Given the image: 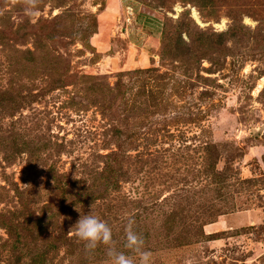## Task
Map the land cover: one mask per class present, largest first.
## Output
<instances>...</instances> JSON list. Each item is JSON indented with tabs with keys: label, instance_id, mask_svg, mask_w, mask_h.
<instances>
[{
	"label": "rangeland",
	"instance_id": "1",
	"mask_svg": "<svg viewBox=\"0 0 264 264\" xmlns=\"http://www.w3.org/2000/svg\"><path fill=\"white\" fill-rule=\"evenodd\" d=\"M197 2L0 0V264H110L85 213L152 264H264V0Z\"/></svg>",
	"mask_w": 264,
	"mask_h": 264
},
{
	"label": "clouds",
	"instance_id": "2",
	"mask_svg": "<svg viewBox=\"0 0 264 264\" xmlns=\"http://www.w3.org/2000/svg\"><path fill=\"white\" fill-rule=\"evenodd\" d=\"M27 14L37 16L36 0H26ZM259 154V153H258ZM75 232L80 241L84 242L87 250L92 251L99 244L109 246L107 255L110 264H152V252L144 248V239L133 228V221L129 219L125 229L126 247L136 255H129L111 247L113 244V232L106 221L96 215L85 213L80 215L75 223Z\"/></svg>",
	"mask_w": 264,
	"mask_h": 264
},
{
	"label": "trees",
	"instance_id": "3",
	"mask_svg": "<svg viewBox=\"0 0 264 264\" xmlns=\"http://www.w3.org/2000/svg\"><path fill=\"white\" fill-rule=\"evenodd\" d=\"M189 1H198L197 3H198V6H205V5H207V4H210L211 2H212V0H189ZM191 24H192V22H191ZM194 25V24H193ZM195 26V25H194ZM196 27V26H195ZM201 33H203V32H201ZM222 34H217V41H219V37L221 36ZM206 40H208V43L209 42H212L211 41V37H210V35H208V34H205L204 36H202V37H198V39H197V41L199 42V46L201 47V48H204L205 46H206ZM191 41H192V39H191ZM193 42V41H192Z\"/></svg>",
	"mask_w": 264,
	"mask_h": 264
}]
</instances>
